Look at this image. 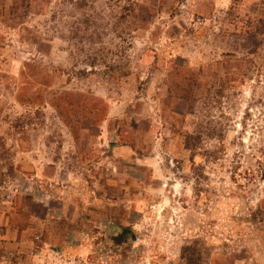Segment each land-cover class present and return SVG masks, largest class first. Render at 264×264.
Instances as JSON below:
<instances>
[{
  "label": "rangeland",
  "instance_id": "obj_1",
  "mask_svg": "<svg viewBox=\"0 0 264 264\" xmlns=\"http://www.w3.org/2000/svg\"><path fill=\"white\" fill-rule=\"evenodd\" d=\"M0 264H264V0H0Z\"/></svg>",
  "mask_w": 264,
  "mask_h": 264
}]
</instances>
